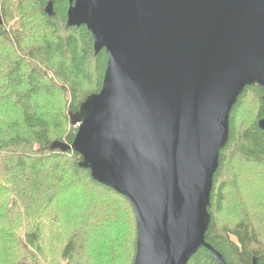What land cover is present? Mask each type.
Returning <instances> with one entry per match:
<instances>
[{"label":"water","instance_id":"95a60500","mask_svg":"<svg viewBox=\"0 0 264 264\" xmlns=\"http://www.w3.org/2000/svg\"><path fill=\"white\" fill-rule=\"evenodd\" d=\"M67 2V26L107 65L65 150L132 208L133 264H187L201 248L226 264L205 241L208 209L231 110L245 88L264 92V0Z\"/></svg>","mask_w":264,"mask_h":264},{"label":"trees","instance_id":"16d2710c","mask_svg":"<svg viewBox=\"0 0 264 264\" xmlns=\"http://www.w3.org/2000/svg\"><path fill=\"white\" fill-rule=\"evenodd\" d=\"M67 10V0H0V264L134 263L129 203L65 150L107 65L85 27L67 26ZM263 96L252 86L238 97L213 179L205 241L226 264H264ZM187 264L218 263L201 248Z\"/></svg>","mask_w":264,"mask_h":264},{"label":"rangeland","instance_id":"374dc122","mask_svg":"<svg viewBox=\"0 0 264 264\" xmlns=\"http://www.w3.org/2000/svg\"><path fill=\"white\" fill-rule=\"evenodd\" d=\"M251 98L249 97V99L248 100H250ZM248 100H246V103H248ZM231 186V185H230Z\"/></svg>","mask_w":264,"mask_h":264}]
</instances>
